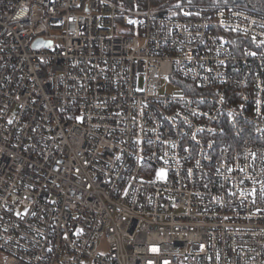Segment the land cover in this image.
I'll use <instances>...</instances> for the list:
<instances>
[{
  "label": "built area",
  "instance_id": "2783aa9c",
  "mask_svg": "<svg viewBox=\"0 0 264 264\" xmlns=\"http://www.w3.org/2000/svg\"><path fill=\"white\" fill-rule=\"evenodd\" d=\"M120 1L0 0L3 264H264V13Z\"/></svg>",
  "mask_w": 264,
  "mask_h": 264
},
{
  "label": "trees",
  "instance_id": "16d2710c",
  "mask_svg": "<svg viewBox=\"0 0 264 264\" xmlns=\"http://www.w3.org/2000/svg\"><path fill=\"white\" fill-rule=\"evenodd\" d=\"M121 3L120 0H113ZM175 0H153L155 6L171 4ZM188 1V0H183ZM202 5H237L264 13V0H191Z\"/></svg>",
  "mask_w": 264,
  "mask_h": 264
},
{
  "label": "snow or ice",
  "instance_id": "6c2138e0",
  "mask_svg": "<svg viewBox=\"0 0 264 264\" xmlns=\"http://www.w3.org/2000/svg\"><path fill=\"white\" fill-rule=\"evenodd\" d=\"M189 2H191V0H189ZM176 7L177 8H179L180 7V4L178 3L177 5H176ZM186 15H189V13H185ZM130 23H135V21H129ZM253 55H255V53H253ZM257 103H259V101L257 102ZM9 123H11V121H9ZM253 156H254V154H253ZM229 171H231V169H229ZM241 171H243V169H241ZM158 175H160L161 177L163 176V171L161 170V172L158 174ZM254 183H255V181H254ZM255 192H256V190L255 189H253L251 192H249L248 193V195H255ZM243 194V193H242ZM260 194H261V196H264V183H262V185H261V191H260Z\"/></svg>",
  "mask_w": 264,
  "mask_h": 264
},
{
  "label": "water",
  "instance_id": "95a60500",
  "mask_svg": "<svg viewBox=\"0 0 264 264\" xmlns=\"http://www.w3.org/2000/svg\"><path fill=\"white\" fill-rule=\"evenodd\" d=\"M52 42L51 41H44L42 39H38L35 43H34V47L35 48H41L42 46H48L51 45Z\"/></svg>",
  "mask_w": 264,
  "mask_h": 264
},
{
  "label": "rangeland",
  "instance_id": "374dc122",
  "mask_svg": "<svg viewBox=\"0 0 264 264\" xmlns=\"http://www.w3.org/2000/svg\"><path fill=\"white\" fill-rule=\"evenodd\" d=\"M175 1H179V0H175ZM183 1V0H182ZM169 91V90H168ZM167 91V92H168ZM163 92H166L165 91V89L163 90ZM4 259H5V256L2 254V253H0V264H3L4 263Z\"/></svg>",
  "mask_w": 264,
  "mask_h": 264
}]
</instances>
